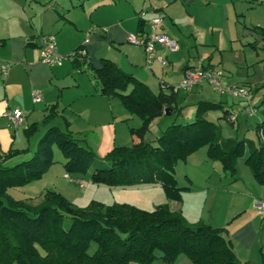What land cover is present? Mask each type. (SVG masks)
<instances>
[{
    "label": "crops",
    "instance_id": "0c3cea01",
    "mask_svg": "<svg viewBox=\"0 0 264 264\" xmlns=\"http://www.w3.org/2000/svg\"><path fill=\"white\" fill-rule=\"evenodd\" d=\"M140 11L143 14L139 17ZM155 16L162 17L163 32L179 47L170 50L155 45V56L163 58L166 65L162 66L155 58L147 67L144 49L127 42L126 37L130 33H147L148 20ZM91 26H96V30L84 45ZM254 26H264V0H0V64L10 65L8 72L0 75V158L13 152L5 162L14 164L31 156L48 125L44 118L50 111L53 116L49 124L68 129L74 136L84 139L97 157H103L115 146H132L140 141L130 133V128L139 127L141 119L130 113L118 97L101 94L89 69L74 67L70 55L79 45L84 46L94 67L100 66L101 58L110 59L124 72L146 84L153 93L169 92V87L181 80L188 66L203 59L222 70L223 86L250 88L252 104L257 109L253 97L258 86L264 85V40ZM40 34L55 36L56 51L62 56L60 64L48 65L40 61ZM209 86L212 87L201 83L192 91H183V97L193 96L190 101L194 105L199 100L221 102L222 113L217 116L232 125L236 132L234 137L238 138L242 125H246L248 116L254 114L246 112L241 98L219 92L217 98L204 97ZM130 88L131 84L125 92ZM33 90L39 92L40 101H32ZM177 105L183 107L179 91ZM14 109L24 116L23 125L17 128L9 127L4 116ZM243 113H246L244 120L241 118ZM169 115L165 113L155 118L150 127L158 119L164 126L161 130L164 129L169 124V117L166 118ZM261 120L262 117L257 124ZM146 133L142 138L145 141ZM222 134L233 137L231 133ZM241 138L254 143L245 137L238 139ZM53 153L55 162L42 177L20 187L26 194L22 199L30 203L38 200V203L42 193L52 189L78 206H85L88 202H85V196L74 191V186L64 180L62 154L57 156L54 149ZM247 154L248 149L243 159ZM245 174H239L237 179L225 176L211 186L205 182L199 188L200 192H191L190 185L181 201L166 197L163 201L160 197L163 202H158H168L172 210H180L190 223L203 221L220 227L231 240L234 253L242 264H264V215L259 213L257 206L264 203V185L259 184L252 173ZM185 185L188 183L180 186ZM226 195L232 197L228 204ZM157 204L160 203L146 210ZM150 264L167 263L156 258ZM174 264L192 262L180 255Z\"/></svg>",
    "mask_w": 264,
    "mask_h": 264
},
{
    "label": "trees",
    "instance_id": "16d2710c",
    "mask_svg": "<svg viewBox=\"0 0 264 264\" xmlns=\"http://www.w3.org/2000/svg\"><path fill=\"white\" fill-rule=\"evenodd\" d=\"M253 29L264 40V26ZM80 48L82 45L73 52ZM72 62L76 69L91 71L101 94L118 97L141 119L139 127L130 128L140 141L115 146L97 157L84 139L49 124L53 116L50 111L44 118L48 125L31 156L14 164L5 162L13 152L0 158V264H150L156 258L174 264L180 255L192 264H242L220 227L203 221L190 223L168 202L151 210L98 200L78 206L62 193L47 189L40 202L33 204L8 193L9 188L42 177L55 162L54 146L62 154L65 173L75 179L88 175L91 183L110 187L158 183L166 199L173 201H181L182 193L191 185L187 175L188 185H178L174 170L178 161L185 162L190 153L205 147L208 157L237 179L236 161L248 149L245 163L254 179L264 185V109L256 125L255 144L244 138L224 137L219 124L205 118L208 111L220 110L223 105L208 100L196 102L192 121L173 120L154 139L145 141L142 138L155 118L167 110L170 115H181L178 91L169 87V92L153 93L107 58H101L99 67H94L86 55L74 56Z\"/></svg>",
    "mask_w": 264,
    "mask_h": 264
},
{
    "label": "rangeland",
    "instance_id": "374dc122",
    "mask_svg": "<svg viewBox=\"0 0 264 264\" xmlns=\"http://www.w3.org/2000/svg\"><path fill=\"white\" fill-rule=\"evenodd\" d=\"M255 2H258V1H255ZM217 95H218V92L209 86L206 89L203 96L217 98L219 97V95L218 96ZM192 97L193 96H191V98L189 97L188 99L184 98L183 91L181 90L179 91V98L182 101V106H183L182 112H181V115L177 117L175 114L166 116V118L169 117V122H168L169 124L173 120H175L176 122L186 123L194 119L195 105L192 104V102L190 101ZM253 99H254V104L258 106L257 107L258 111L253 116L251 117L248 116V123H246V125H242L241 130H239L240 133L237 134V136L238 138L245 137L248 139H252L254 143H257L258 136L256 133L255 126L257 125L258 119L263 116L262 110L264 109V85L258 86ZM221 113H222L221 110L208 111L205 114V118L217 124H219L218 122L220 121L221 126L220 124L219 126L221 127L222 133L223 132L224 134L231 133V135L233 134V137H234L236 132H235V129L232 127V125H230L224 118H219L217 116V115H220ZM245 114L246 113H243L241 115V118L243 120L245 118ZM163 127L164 126H161V124L158 122V119L157 121L153 122L152 126L146 133L147 141L159 135L161 128ZM224 137H232V136L229 135V136H224ZM53 149L56 152L57 156H61V152L59 151L57 147L54 146ZM174 170H175L176 178L178 180V185L188 183L185 178V175H188L192 179V184H191L192 191L191 192H200L199 188H201L202 185L205 184V182H208L207 186H211L215 182L220 181L221 180L220 178H223L225 176H232L229 173H226L222 169V166L219 162L210 159L207 155L206 149L204 148H201V149L199 148L193 151L192 153H190L185 162L178 161ZM245 173L249 174V173H252V171L250 169V166L245 163V159H243V157L241 156L236 161V171H235L234 176H238L239 174L245 176L246 175ZM64 180H66L65 182L72 184L74 186L75 188L74 191L81 193L83 196H85V200H86L85 202L87 201L89 202L91 199L101 201L105 204H110L113 202H126V203H130L133 205L134 204L140 205V207H142L143 209L144 208L150 209L155 203H162L163 201H165L164 191L162 187L158 184H143L140 186L137 185V186H126V187H120V186L110 187L106 185H97V184L91 183L88 179V175H85L80 179V182H82V186H80L79 183L75 182L74 180L67 179V178ZM20 187L19 189L17 187L11 188L8 190V193L17 199H22L23 195H26V194L22 193V189H20ZM38 187H40V185ZM31 188L33 189V187ZM160 197L163 201L160 200ZM230 198L232 200L231 195H226L225 197L226 203L231 202ZM35 199H38V198H35ZM147 199L148 201H146ZM159 200L162 202H158ZM34 201L36 202H33V203H37L38 200H34ZM217 201L218 200H216L214 203H217ZM169 202L171 205L172 202L171 201ZM199 202H202V199H200ZM197 204L200 205L198 202Z\"/></svg>",
    "mask_w": 264,
    "mask_h": 264
},
{
    "label": "built area",
    "instance_id": "2783aa9c",
    "mask_svg": "<svg viewBox=\"0 0 264 264\" xmlns=\"http://www.w3.org/2000/svg\"><path fill=\"white\" fill-rule=\"evenodd\" d=\"M47 2H55L56 0H46ZM262 1V0H254ZM143 14V11L138 13L139 17ZM149 30L145 34L130 33L126 37V41L136 45L141 46L145 52V62L146 66L153 59H157L162 66L166 65V61L163 58H157L155 56V45L159 44L167 47L170 50H177L178 43L168 37L163 32V21L162 17L155 16L148 20ZM96 30V26H91L86 32V38L84 39V45L89 42V35ZM38 49L40 61L48 64L55 65L60 64L62 56L56 51V40L53 34H40L38 36ZM86 55L85 48H82L73 52L70 55L72 58L74 56ZM10 68L8 63L0 64V75L6 74ZM210 84L213 89H215L220 94H229L234 97L241 98L245 102V110L249 115H253L256 112L255 106L252 104V93L250 88L247 86H231L224 87L222 85V70L206 63L203 59H198L194 65L188 66L183 73L181 80L172 89L174 91H192L196 86L201 83ZM41 100L39 92L37 90L32 91V101L38 102ZM4 116L7 119V124L9 127L17 128L24 123V116L18 109L7 111ZM64 177L67 179L74 180L82 186V182L79 179L71 177L69 174L65 173ZM258 210L261 215H264V203H259Z\"/></svg>",
    "mask_w": 264,
    "mask_h": 264
},
{
    "label": "water",
    "instance_id": "95a60500",
    "mask_svg": "<svg viewBox=\"0 0 264 264\" xmlns=\"http://www.w3.org/2000/svg\"><path fill=\"white\" fill-rule=\"evenodd\" d=\"M166 113H167V114H170L168 110L166 111Z\"/></svg>",
    "mask_w": 264,
    "mask_h": 264
}]
</instances>
